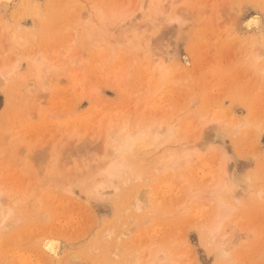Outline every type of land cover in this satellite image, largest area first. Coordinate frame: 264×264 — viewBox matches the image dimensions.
<instances>
[{
	"label": "rangeland",
	"instance_id": "1",
	"mask_svg": "<svg viewBox=\"0 0 264 264\" xmlns=\"http://www.w3.org/2000/svg\"><path fill=\"white\" fill-rule=\"evenodd\" d=\"M262 48L264 0L0 10V264H264Z\"/></svg>",
	"mask_w": 264,
	"mask_h": 264
},
{
	"label": "bare ground",
	"instance_id": "2",
	"mask_svg": "<svg viewBox=\"0 0 264 264\" xmlns=\"http://www.w3.org/2000/svg\"><path fill=\"white\" fill-rule=\"evenodd\" d=\"M11 3H13V0H0V10H1V12H5L6 10H8V8H9V6H10V4ZM5 14V13H4ZM256 18V17H255ZM251 19V18H250ZM252 20V19H251ZM259 49V48H258ZM262 49H264V48H262ZM260 51V50H259ZM162 53V52H161ZM157 56L158 57H160V52H159V55L157 54ZM163 57V56H162ZM157 58V57H156ZM165 58V57H164ZM159 59V58H158ZM161 60V59H160ZM11 67V66H10ZM13 67H14V65H13ZM13 67H11V69L13 70L14 68H16V65H15V67L13 68ZM10 70V69H9ZM6 71L8 72V70L6 69ZM6 71H5V69H3V75L5 74V75H8L9 73H12V71L10 70V72H8V74H6ZM5 72V73H4ZM14 72V71H13ZM2 73V71H1V67H0V74ZM5 75H4V78H5ZM0 77H2V74L0 75ZM41 77H44V76H41ZM154 129H156V128H154ZM155 132H156V134H159V131L157 130H155ZM163 134V133H162ZM164 136H165V134H163V135H157V138L159 139V141L161 140V139H163L164 138ZM126 142H127V140H122V142H120L119 143V148H122V147H124V144H126ZM121 150L122 149H120V152H121ZM114 152H115V156H114V158L112 159V161L110 162V165H107L106 166V174L107 175H114V173H115V171H117L120 167H121V164L119 163V160H120V158H121V156L123 155V152H119V154H122L121 156H119L118 155V151H116V148L113 150ZM117 155V156H116ZM212 190V189H211ZM215 190H217V189H215ZM213 191V190H212ZM212 193V192H211ZM217 193V192H216ZM218 202V201H217ZM219 203V202H218ZM228 211H229V208H228V206L227 205H224V203H222L221 204V202H220V204L217 206V211H215V217L217 218V220H218V223H217V225L214 227V229L211 231V233H210V239H211V241H212V239L213 238H215L216 237V234L220 231V225H221V222H222V220L228 215ZM215 218V219H216ZM48 240H50V239H48ZM45 241H47V240H45ZM50 242V241H49ZM50 244H48L47 245V242H46V244H45V242H43V248H45V250H49V246ZM158 253V252H157ZM161 257V255L160 254H156L155 255V257H154V259L152 260V261H150V262H148V263H146V264H156V262H157V260L159 259ZM138 260V259H137ZM137 264V263H136Z\"/></svg>",
	"mask_w": 264,
	"mask_h": 264
}]
</instances>
